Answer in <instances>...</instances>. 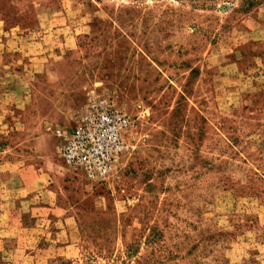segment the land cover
I'll use <instances>...</instances> for the list:
<instances>
[{
	"label": "rangeland",
	"instance_id": "1",
	"mask_svg": "<svg viewBox=\"0 0 264 264\" xmlns=\"http://www.w3.org/2000/svg\"><path fill=\"white\" fill-rule=\"evenodd\" d=\"M96 98L102 181L53 134ZM0 264H264V0H0Z\"/></svg>",
	"mask_w": 264,
	"mask_h": 264
},
{
	"label": "built area",
	"instance_id": "2",
	"mask_svg": "<svg viewBox=\"0 0 264 264\" xmlns=\"http://www.w3.org/2000/svg\"><path fill=\"white\" fill-rule=\"evenodd\" d=\"M136 118L108 98H96L75 125L55 127L63 161L87 179L107 180L132 147Z\"/></svg>",
	"mask_w": 264,
	"mask_h": 264
}]
</instances>
